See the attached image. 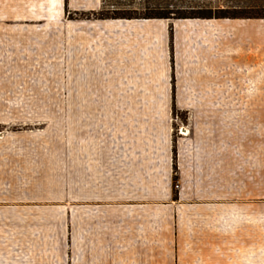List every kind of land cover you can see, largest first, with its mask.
Here are the masks:
<instances>
[{
	"label": "rangeland",
	"instance_id": "rangeland-1",
	"mask_svg": "<svg viewBox=\"0 0 264 264\" xmlns=\"http://www.w3.org/2000/svg\"><path fill=\"white\" fill-rule=\"evenodd\" d=\"M154 2L0 0V264H216L180 172L184 19L106 18Z\"/></svg>",
	"mask_w": 264,
	"mask_h": 264
},
{
	"label": "crops",
	"instance_id": "crops-1",
	"mask_svg": "<svg viewBox=\"0 0 264 264\" xmlns=\"http://www.w3.org/2000/svg\"><path fill=\"white\" fill-rule=\"evenodd\" d=\"M140 23L155 37L157 23ZM174 25L182 108L201 110L198 149L180 172L204 219L205 253L216 264H264V19Z\"/></svg>",
	"mask_w": 264,
	"mask_h": 264
},
{
	"label": "trees",
	"instance_id": "trees-1",
	"mask_svg": "<svg viewBox=\"0 0 264 264\" xmlns=\"http://www.w3.org/2000/svg\"><path fill=\"white\" fill-rule=\"evenodd\" d=\"M256 5H241L235 0H155L145 13L119 12L113 19H264V13L254 12ZM118 11V12H117Z\"/></svg>",
	"mask_w": 264,
	"mask_h": 264
}]
</instances>
